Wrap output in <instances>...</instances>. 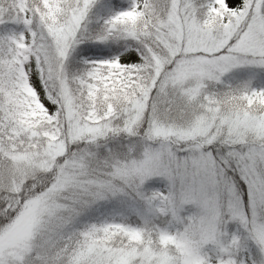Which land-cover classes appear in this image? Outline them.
I'll list each match as a JSON object with an SVG mask.
<instances>
[{
	"label": "snow or ice",
	"instance_id": "snow-or-ice-1",
	"mask_svg": "<svg viewBox=\"0 0 264 264\" xmlns=\"http://www.w3.org/2000/svg\"><path fill=\"white\" fill-rule=\"evenodd\" d=\"M0 264H264V0H0Z\"/></svg>",
	"mask_w": 264,
	"mask_h": 264
}]
</instances>
